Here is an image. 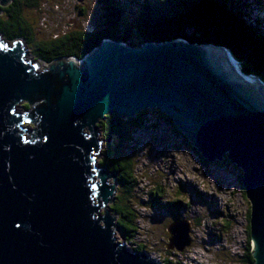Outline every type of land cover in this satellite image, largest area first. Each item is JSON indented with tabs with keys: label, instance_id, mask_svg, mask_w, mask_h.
Masks as SVG:
<instances>
[{
	"label": "water",
	"instance_id": "1",
	"mask_svg": "<svg viewBox=\"0 0 264 264\" xmlns=\"http://www.w3.org/2000/svg\"><path fill=\"white\" fill-rule=\"evenodd\" d=\"M13 1L0 0V15ZM147 110L168 118L204 165L238 170L254 264H264V82L229 49L113 36L83 60L45 67L28 59L22 40L2 35L0 264H157L126 245L108 208L118 173L98 163L99 123ZM191 228L173 222L168 248L191 246Z\"/></svg>",
	"mask_w": 264,
	"mask_h": 264
},
{
	"label": "rangeland",
	"instance_id": "2",
	"mask_svg": "<svg viewBox=\"0 0 264 264\" xmlns=\"http://www.w3.org/2000/svg\"><path fill=\"white\" fill-rule=\"evenodd\" d=\"M256 1L252 4L258 10L256 16L263 19L264 0ZM101 7L98 0H39L36 7L25 10V16L38 34V40L48 41L81 29L109 30ZM16 40L23 41L26 56L32 63L39 62L45 67L56 63L57 60L47 64L35 58L24 39ZM240 68L243 70L242 63ZM149 114L144 126L133 130L134 140L123 147L125 156L135 160L137 180L128 198V204L135 211L136 233L126 240V245L132 251L143 246L141 253H146L157 264H245L242 259L251 205L244 196L238 170L220 163L204 165L173 128L158 121L155 110H150ZM99 138L103 148L98 159L100 164L106 150L101 131ZM99 168L103 170L107 166L100 164ZM155 187L162 191L160 204L180 200L186 207L179 213L184 221L192 223V243L184 251L168 248L171 236L167 228L171 220L151 204ZM124 191L117 186L115 197ZM112 204L108 206L111 211ZM121 234L125 235L122 229ZM115 235L116 242L122 243L120 234Z\"/></svg>",
	"mask_w": 264,
	"mask_h": 264
},
{
	"label": "trees",
	"instance_id": "3",
	"mask_svg": "<svg viewBox=\"0 0 264 264\" xmlns=\"http://www.w3.org/2000/svg\"><path fill=\"white\" fill-rule=\"evenodd\" d=\"M38 1L14 0L11 5L3 8V14L0 15V35L9 42L24 39L33 50L35 58L47 64L65 58L83 60L103 40L113 36L118 40L139 39L146 42L185 38L229 49L242 63L245 73L253 74L264 82V18L256 16V8V11L253 10V2H257L256 0H98L109 30L91 32L81 29L48 41H39L38 34L26 20L25 10L36 7ZM262 7L264 10V5ZM25 107L30 109L28 104ZM147 117H150L149 110L128 120L113 114L98 125L106 141L105 159L100 164L118 173V187L125 190L116 196L111 208L118 214V224L127 240L132 239L136 233L135 211L128 204V198L137 180L134 177L135 160L125 156L123 147L133 141V130L142 128ZM157 117L172 125L161 113ZM161 192V189L155 187L151 194L154 198L151 204L157 212L165 217L169 215L171 224L183 220L179 213L186 208L183 202L177 199L175 202L160 204L158 201L161 199ZM243 193L246 197L244 189ZM125 196L127 198L124 200ZM247 219L250 223V211ZM246 233L248 239L242 260L245 264H254L250 224ZM143 249V246H137L134 250L141 252Z\"/></svg>",
	"mask_w": 264,
	"mask_h": 264
},
{
	"label": "clouds",
	"instance_id": "4",
	"mask_svg": "<svg viewBox=\"0 0 264 264\" xmlns=\"http://www.w3.org/2000/svg\"><path fill=\"white\" fill-rule=\"evenodd\" d=\"M262 3H263V2H262ZM253 10H254V11H256V9H255V8H254Z\"/></svg>",
	"mask_w": 264,
	"mask_h": 264
}]
</instances>
